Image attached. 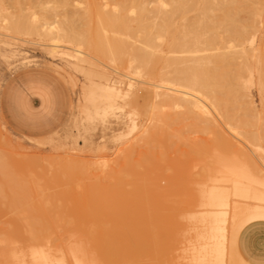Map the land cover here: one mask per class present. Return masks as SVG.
I'll return each instance as SVG.
<instances>
[{
    "label": "rangeland",
    "instance_id": "rangeland-1",
    "mask_svg": "<svg viewBox=\"0 0 264 264\" xmlns=\"http://www.w3.org/2000/svg\"><path fill=\"white\" fill-rule=\"evenodd\" d=\"M86 1L0 0V88L11 74L21 69H38L55 76L68 98L65 120L57 130L44 136L16 134L0 116V249L1 239L9 233L17 247L27 250L33 243L32 233L49 234L51 241L65 244V239L76 232L86 243L87 258L95 264H195V255L206 242L201 232L207 214L199 212L203 207L198 205L201 181L209 173L210 167L206 165L214 166L220 155L218 150H224L227 161L250 157L248 170L260 181L256 186L264 197V88L259 86L256 57L237 60L247 66L240 75L248 109L236 103L234 113L232 104L227 105L235 116L229 110L226 114L225 105L217 122L224 124L220 125L222 131L230 123L243 136L239 138L240 134L234 135L227 127L223 132L229 134H221L220 140L218 134H192L195 129L189 126V114L185 113L187 117L182 119V109H172L164 102L163 107L153 95L154 87L151 89L146 83L155 82V76L141 74L143 69L129 66L121 58L111 63L107 57L95 55V50L88 48L90 45L87 50L82 47L86 53L83 57L87 62L82 63L85 68L75 69L71 58L61 54L62 50L47 52V37L10 27L19 16L27 19L32 13L39 23L66 22L69 17L74 19L69 23L74 25L72 29L89 38L87 28L91 25L87 27L83 18L86 7L92 13V3ZM262 36L264 6L258 7L256 30L246 42L256 54L264 46ZM166 46L167 39L157 41V54L164 56ZM87 69L106 76L87 75ZM103 85L117 88L109 93L110 97L107 95L109 99L102 94L106 92ZM226 115L228 123L226 119L220 120ZM231 115L235 117L230 119ZM144 128L147 132L141 133ZM223 137L230 138L231 143L236 140L233 146L240 147L227 146ZM205 143L224 144L229 150L225 151L224 145L218 150L216 145H210L212 151L213 147L218 151L214 156ZM103 160L109 161V166ZM100 163L106 168L102 170ZM233 200L242 204L257 202L233 195L228 198L230 207ZM245 214L244 218L240 216L243 223L237 221L240 217L236 219L237 228L232 226L233 231L229 230L230 217L226 215L224 227L228 225L229 233L225 232V264H264V217ZM7 259L6 250H0V264Z\"/></svg>",
    "mask_w": 264,
    "mask_h": 264
},
{
    "label": "bare ground",
    "instance_id": "bare-ground-1",
    "mask_svg": "<svg viewBox=\"0 0 264 264\" xmlns=\"http://www.w3.org/2000/svg\"><path fill=\"white\" fill-rule=\"evenodd\" d=\"M90 2L88 0L87 3L92 5V13H90L91 10H88L90 8L86 7V10H84L86 12L85 17L83 18L87 21V27L92 26V28L91 26L87 28L90 30L89 38H84L74 28L72 29L74 25L71 27L69 23H72L74 19L71 20L65 16L64 18H67L66 22L64 20V22L42 21L39 23L38 18L32 13L27 19L19 16L15 21L12 19L14 22L9 20L13 23L10 27L13 29L16 27L18 30L24 29L27 32L47 37L50 41L48 48L45 44L47 52L53 54L62 50L61 54L63 53L71 58L74 68L78 70L85 68L82 63L87 62V60L83 57L86 54L83 49H86V46L89 45L88 48H93L95 55L98 53L97 55L101 58L107 57L110 61L116 58L126 60L125 62H129V66H136L135 68L139 70L143 69L140 70L141 72L144 71L141 74L155 76L153 77L156 78L155 82L151 81L146 84L154 87L153 95L159 98L161 105L164 102L169 106H173L172 109L174 107L175 109H182L179 112L180 114L183 112L181 117L184 120L185 113L189 114V126L195 129L192 130V134H218L219 136H216L219 138H216L220 140L221 134H229L226 131V133L223 132L227 127L228 130L231 129L230 131L234 135L240 134V138L242 134L235 129V126L234 128L230 126L231 124L227 121L229 117L227 116L231 113V107L235 111L237 107L233 105L236 103L243 105L245 110L248 109L249 101L240 75L244 70H247V66L243 62H237L239 57H256L255 65L260 75L259 86L264 88V46L256 54L253 52V48L246 43L250 38V33L256 30L257 10L258 7L264 6V0H105L103 3L98 0H90ZM67 12H70V10ZM3 19L6 20L5 17ZM161 39H167V49L164 56L157 54V41ZM98 41L101 42L98 43ZM260 41L264 43V36L261 37ZM82 47L84 48L82 49ZM88 63L86 64H92ZM92 66L94 65L92 64ZM85 73L87 75L95 73L103 78L104 75L106 76L103 72L94 69H87ZM127 84L131 85V82ZM103 86L106 92L102 94L105 98H108L109 93L117 90L116 87L110 85ZM229 104H232L231 107L227 106ZM223 107L226 109H224L226 114L229 110V114L226 115V118L220 119L222 121L226 119L228 123H225L227 126L222 131L223 128H220L222 123L217 122ZM222 114L225 115V113ZM234 115L236 116V114ZM235 116L231 115L230 119ZM184 120L180 119L181 122H184ZM134 127V124H132V130L135 129ZM145 131L147 132V129L144 128L141 133H146ZM224 137L221 139H225L227 146L232 147L236 143V140L231 143L230 138L227 137L226 139ZM220 143H218V146L216 143L210 145L214 147L216 145L217 150L226 147L224 144L220 146ZM205 144H208L210 150L212 149L209 143ZM235 146L238 147L237 144L233 147ZM214 147V151L211 150L212 154L214 153L216 154L214 156H217V152L220 151V155L215 158L214 166L206 165L210 167L208 174L206 166H204L206 169H204L205 174L208 175L207 178L205 174L204 178L201 177L204 181H201L203 189H201L198 205L203 208L199 212L207 215L206 225L203 226V232H200L205 237L206 242H201L203 244L195 255L197 261L195 264H225L223 252H225L224 244L227 236L225 232H228V229L226 230L228 225L224 227V223L230 209V215H228L230 217L229 230L233 228L232 226L236 227V223L240 220V223H243L241 217L244 218V215L242 216L244 213H246V216L251 214V217H264V204H262L264 203L262 202L264 197L260 195L261 192L259 193L260 190L258 191L256 186L260 181L254 179L256 177L251 174V169L248 170L247 159L249 156L247 159L241 160L235 155L238 160H235L237 158H233V156L234 160L230 161L228 158L227 161L224 157V150L216 152ZM197 149L199 150V147ZM227 149L228 147L225 148V151ZM221 151L223 155H221ZM244 154L241 155L245 156ZM223 157L227 162L224 161ZM105 160H103L105 166H109L110 162L106 163ZM96 162L95 164L98 163ZM97 165L99 166V163ZM102 165L103 163H100L101 167ZM105 166L102 167V170L106 168ZM229 189L232 190L231 193ZM231 194L237 195L239 198L257 200V202H243L242 204L241 201L233 200L230 207L228 198L233 196ZM187 215L189 214L187 213ZM205 215H202V217ZM193 217H196V215H192ZM236 219L237 221L240 220L237 222ZM71 234L69 232L70 237L65 239V244H62L51 241L49 234L32 233L33 243L29 245L27 250H24V248L15 245L11 239L12 235L9 233L6 238L1 239L2 246L0 250H6L8 254L5 264H95L86 256L85 241L79 238L78 233L72 232ZM196 245L198 246V243ZM228 252L231 254V251ZM238 263L240 264V262Z\"/></svg>",
    "mask_w": 264,
    "mask_h": 264
},
{
    "label": "crops",
    "instance_id": "crops-1",
    "mask_svg": "<svg viewBox=\"0 0 264 264\" xmlns=\"http://www.w3.org/2000/svg\"><path fill=\"white\" fill-rule=\"evenodd\" d=\"M68 98L61 82L38 69H21L0 88V116L16 134L40 137L65 120Z\"/></svg>",
    "mask_w": 264,
    "mask_h": 264
}]
</instances>
